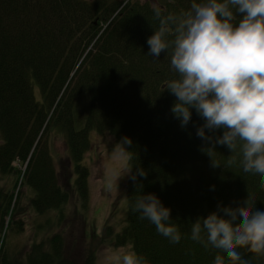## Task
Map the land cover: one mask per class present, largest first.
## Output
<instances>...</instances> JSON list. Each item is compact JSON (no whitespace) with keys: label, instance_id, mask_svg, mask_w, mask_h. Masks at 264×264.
<instances>
[{"label":"trees","instance_id":"16d2710c","mask_svg":"<svg viewBox=\"0 0 264 264\" xmlns=\"http://www.w3.org/2000/svg\"><path fill=\"white\" fill-rule=\"evenodd\" d=\"M194 2L204 0H0V173L11 168L12 160L22 165L30 156L21 180L35 189L33 209L42 215L58 210L67 196L56 183L44 141L49 127L64 134L84 196L86 172L80 161L90 147L89 135H113L131 170L120 240L132 246L143 264H215V251L191 239L192 223L220 204L242 205L248 196L255 208L264 207L259 177L244 173L239 148L231 153L198 138L204 120L195 109L184 129L172 114L176 98L165 89L178 78L171 49L159 58L148 55L147 39L160 27L155 10L161 18L179 20ZM79 99L86 104L81 116ZM222 134V129L216 133ZM138 169L147 176L137 175L134 183L130 176ZM14 170L19 179L20 170ZM141 193H155L171 209L179 243L132 211ZM5 195L0 193V201H6L4 206L0 202V225L11 203ZM30 247L24 261L10 264H69L60 260L52 239ZM237 251L247 264H264V255ZM6 258L1 246L0 264H9Z\"/></svg>","mask_w":264,"mask_h":264},{"label":"clouds","instance_id":"9594fccd","mask_svg":"<svg viewBox=\"0 0 264 264\" xmlns=\"http://www.w3.org/2000/svg\"><path fill=\"white\" fill-rule=\"evenodd\" d=\"M155 16L160 27L147 39L148 55L159 58L172 51L171 68L178 78L167 82L165 89L176 98L171 112L181 129L195 109L204 120L197 137L211 148L219 144L231 153L239 148L244 173L259 177L264 190V0H204L192 3L179 20L171 15L161 18L159 9ZM221 129L223 134L216 135ZM137 175L146 178L147 173L138 169L131 174L134 183ZM121 177L113 172L109 189L111 181ZM132 211L171 243L181 240L171 209L155 193H141ZM191 239L215 251V264H225V259L229 264H247L238 249L264 255V207L255 208L250 196L235 208L220 204L192 223ZM114 260L143 264L132 251L117 254Z\"/></svg>","mask_w":264,"mask_h":264},{"label":"rangeland","instance_id":"374dc122","mask_svg":"<svg viewBox=\"0 0 264 264\" xmlns=\"http://www.w3.org/2000/svg\"><path fill=\"white\" fill-rule=\"evenodd\" d=\"M116 1L123 4L139 0ZM140 1L156 4L162 0ZM120 9L121 7L118 11ZM34 93L38 95L37 88ZM79 102L82 110L78 114L81 116V113H86L83 109L86 104L81 99ZM47 120L48 117L40 133L44 132ZM57 130L49 127L44 141L52 158L56 183L67 197L58 210L43 215L41 211L36 212L30 203L36 198L35 189L24 185L23 179L21 180L26 172L25 167L28 168L30 156L25 160L26 164L22 165L18 159L12 160L9 164L11 168L0 173V193L11 197L7 215L3 216V223L0 225V247L7 252L6 259L10 264L24 261L25 253L30 252L33 243L43 247L44 242L47 244L48 239H52L56 242L60 260L64 263L84 264L93 261V264H115V255L133 252L132 246L121 241L119 234L124 226L127 210L130 175L127 173L130 170L127 154L113 135L91 132L90 147L80 161L86 172L84 196L80 186L76 184L79 175L75 171L68 142L64 134ZM14 168L20 170L19 179ZM113 172H119L122 177L119 180L113 179L109 189L108 183ZM0 202L4 206L6 201Z\"/></svg>","mask_w":264,"mask_h":264}]
</instances>
